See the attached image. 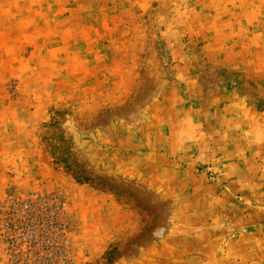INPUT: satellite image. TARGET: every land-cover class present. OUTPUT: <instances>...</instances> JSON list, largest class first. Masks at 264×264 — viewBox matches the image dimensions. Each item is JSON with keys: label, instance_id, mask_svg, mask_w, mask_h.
Returning a JSON list of instances; mask_svg holds the SVG:
<instances>
[{"label": "rangeland", "instance_id": "obj_1", "mask_svg": "<svg viewBox=\"0 0 264 264\" xmlns=\"http://www.w3.org/2000/svg\"><path fill=\"white\" fill-rule=\"evenodd\" d=\"M0 264H264V0H0Z\"/></svg>", "mask_w": 264, "mask_h": 264}, {"label": "built area", "instance_id": "obj_2", "mask_svg": "<svg viewBox=\"0 0 264 264\" xmlns=\"http://www.w3.org/2000/svg\"><path fill=\"white\" fill-rule=\"evenodd\" d=\"M66 201H63V202H60V201H58V203L61 205V207H63V208H67V203H65ZM66 204V205H65ZM7 237H8V235H7ZM66 240H63L62 242H61V244H66Z\"/></svg>", "mask_w": 264, "mask_h": 264}]
</instances>
